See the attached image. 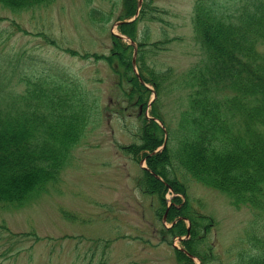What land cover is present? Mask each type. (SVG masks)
Returning <instances> with one entry per match:
<instances>
[{"label": "trees", "instance_id": "obj_1", "mask_svg": "<svg viewBox=\"0 0 264 264\" xmlns=\"http://www.w3.org/2000/svg\"><path fill=\"white\" fill-rule=\"evenodd\" d=\"M55 1L0 0V8L22 14ZM120 2L117 31L138 46L139 76L133 71L134 48L112 33L108 53L62 51L104 62L121 100L117 112L141 111L139 142L120 149L136 162L146 160L148 171H141L139 188L157 197L159 218L167 214L168 223L176 222L161 229L164 241L189 235L182 247L200 264H229L209 247L213 220L195 210L185 183L190 176L225 195L234 208L252 212L231 264H264V0H240L231 11L215 0H196L190 21L202 58L178 78L172 68L158 70L154 59L181 39L166 34L153 41L149 27L140 31L142 23L164 24L167 12L154 0H143L137 20L128 22L137 14L139 0ZM114 12L107 15L94 8L88 21L103 29ZM51 45L62 49L55 40ZM16 67L9 59L0 61V207L7 210L28 205L58 183L73 152L102 121L100 98L80 79L60 70L15 78L21 71ZM140 79L157 95L149 110L152 119L146 113L154 91ZM176 93L183 97L171 122L165 101ZM153 119L164 123L168 136L166 147L155 155L151 154L163 146L166 133ZM170 192L175 196L168 208ZM4 226L0 225L7 230ZM11 235L41 240L32 233ZM187 254L175 250L176 264H196Z\"/></svg>", "mask_w": 264, "mask_h": 264}, {"label": "rangeland", "instance_id": "obj_2", "mask_svg": "<svg viewBox=\"0 0 264 264\" xmlns=\"http://www.w3.org/2000/svg\"><path fill=\"white\" fill-rule=\"evenodd\" d=\"M195 1L154 0L156 7L167 12L165 25L146 22L140 26V31L149 27L153 41L166 34L181 39L154 59L158 70L172 68L175 78L202 58L190 21ZM215 1L231 11L240 0ZM94 8L107 15L115 11L103 29L88 21ZM121 9L120 0L114 5L103 0H56L22 14L0 8V61L9 59L16 70L21 69L15 78L32 72L65 71L100 98L102 119L98 128L90 129L60 174V181L50 184L47 193L19 209L0 207V225L8 228L0 227V264H176L173 245L182 244L178 239L164 242L161 229L170 224L156 216L157 197L145 196L139 189L146 163L139 164L140 160L134 161L120 149L139 142L140 111L128 108L124 114L117 112L121 100L104 62L81 60L62 51L108 53L110 33H117ZM52 40L62 49L51 45ZM182 97L176 93L165 101L171 122ZM185 183L195 210L213 220L209 247L221 262L233 263L236 245L252 220L251 210L234 208L225 195L197 184L190 176ZM172 197L168 193L167 201ZM11 233H32L41 240L12 237Z\"/></svg>", "mask_w": 264, "mask_h": 264}, {"label": "water", "instance_id": "obj_3", "mask_svg": "<svg viewBox=\"0 0 264 264\" xmlns=\"http://www.w3.org/2000/svg\"><path fill=\"white\" fill-rule=\"evenodd\" d=\"M140 6H141V0H140V2H139V8H140ZM136 19V18H135ZM134 19V20H135ZM124 40H128V39H126V38H124V37H122ZM136 52L137 51H135V53H134V59H133V66H134V68H136ZM156 97V96H155ZM166 141H167V136H166ZM166 141H165V143H164V147L166 146ZM163 147V148H164ZM157 152H159V151H157ZM156 152V153H157ZM155 153V154H156ZM144 169H146V168H144ZM157 178H159V177H157ZM166 221V216H165V218H164V222ZM186 238H188V237H186ZM181 240H184V239H182V238H180L179 239V241H181ZM176 249H178V248H176ZM189 255V254H188ZM189 257H191V259L193 258L194 259V257H192L191 255H189Z\"/></svg>", "mask_w": 264, "mask_h": 264}]
</instances>
